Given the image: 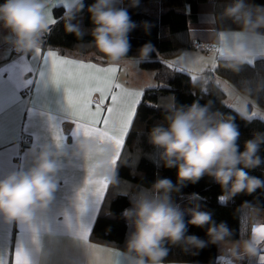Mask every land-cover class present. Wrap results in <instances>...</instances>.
Listing matches in <instances>:
<instances>
[{
	"label": "clouds",
	"instance_id": "1",
	"mask_svg": "<svg viewBox=\"0 0 264 264\" xmlns=\"http://www.w3.org/2000/svg\"><path fill=\"white\" fill-rule=\"evenodd\" d=\"M139 4L140 0H128L125 6L118 5L117 0H94L87 7L93 25L90 31L92 45L110 63H118L127 57L130 50L128 36L136 27L129 8ZM49 5L50 0H4L0 3V23L9 33L5 41L17 52L26 54L40 46L41 38L50 28ZM84 7L83 0H77L65 9L63 17L66 31L75 33L78 38L84 33L72 21ZM223 14L238 25L239 39L229 42L220 39L222 58L227 62L226 66L238 70L254 56L257 42L264 36L261 32L264 7H253L245 0H233ZM151 47L150 44L142 47L141 58L148 57ZM161 106L167 113L166 124L154 125L148 141L161 150L163 167L177 169V183L173 184L166 177L157 178L145 193L134 196L131 207L124 210L125 219L134 229L125 238L124 255L128 264H166L167 245H177L181 241L203 248L205 241L194 235L186 236L188 224L201 228L207 225L209 242L217 245L222 256L233 264L256 258L262 242L255 229L264 223V204L243 202L241 213L251 231L247 236L241 234L236 238L226 223H215L210 213L199 210L198 204L187 209L191 218L186 222L185 213L174 205L172 194H180L188 182L195 184L205 176L221 187L222 195L218 197L221 205H226L238 194L252 195L257 189H264V180L245 170L264 165V158L259 154L264 145V133H254L241 151L235 117H225L198 103L176 108L162 101ZM236 111L242 119L248 118L245 104H240ZM75 146L74 156L87 159L92 155L97 174L105 176L110 184L117 182L118 173L109 164L114 152L110 144L98 145L95 140L84 138L76 140ZM35 151L30 168L11 172L0 179V216L8 221L29 222L37 212L46 211L54 200L58 189V160L66 153L47 144ZM195 199L191 196L189 201ZM69 203L74 208L80 204V199L74 196Z\"/></svg>",
	"mask_w": 264,
	"mask_h": 264
},
{
	"label": "trees",
	"instance_id": "2",
	"mask_svg": "<svg viewBox=\"0 0 264 264\" xmlns=\"http://www.w3.org/2000/svg\"><path fill=\"white\" fill-rule=\"evenodd\" d=\"M3 2L4 0H0V3ZM93 2L94 0H83V12L72 21L78 24L84 33L81 38L66 31L63 18L65 8H54L53 16L58 22L41 38L39 48L58 50L63 55L89 58L101 64L107 63L108 60L92 45L93 37L90 31L93 25L87 7ZM245 2L253 7H264V0ZM127 3L128 0H123L122 6ZM232 3L233 0H140L138 7L129 8V14L136 27L129 33L130 50L125 58H138L142 70L155 73L157 85L152 90L147 88L144 91L137 116L115 169L118 173L117 182L110 184L92 228V242L124 251L126 234L134 230L123 215L124 210L131 207L132 198L145 193L157 178L166 177L171 179L173 184L177 183V169L163 167L160 161L161 150L148 141V134L154 125L166 124L167 113L161 106L162 101L164 104L171 103L176 108L198 103L201 106H209L210 111L220 112L225 117H235L240 132L238 143L241 151L245 141L251 139L254 133H264V120L259 117L242 119L235 109L232 108V111L225 107L226 94L214 79L216 77L227 80L241 94L264 109L263 57L246 62L238 70L226 66L227 62L218 58V67L204 71L197 80L190 79L189 73L182 75L176 69L166 66L171 59L196 48L198 33L238 30V25L223 14L224 9ZM261 32H264V29H261ZM145 44L152 46L151 51L148 57L141 58L140 52ZM259 154L264 158V145L261 146ZM245 170L250 175L264 180V165ZM172 195L174 205L184 211L186 222L191 218L187 209L198 204L199 210L210 213L215 223H226L229 229L234 231L236 238L242 234L240 229H244L245 218L240 207L243 202L264 204V189H257L252 195L241 193L226 205H221L218 197L222 195V189L208 176L195 184L188 182L182 187L180 194ZM191 196L196 199L190 202ZM192 235L205 241V246L196 248L186 241L177 245L168 244L166 263L218 264V246L209 242L207 225L201 228L188 224L186 236Z\"/></svg>",
	"mask_w": 264,
	"mask_h": 264
},
{
	"label": "crops",
	"instance_id": "3",
	"mask_svg": "<svg viewBox=\"0 0 264 264\" xmlns=\"http://www.w3.org/2000/svg\"><path fill=\"white\" fill-rule=\"evenodd\" d=\"M117 4L122 6V0H117ZM5 30L7 29L0 23V48L3 47L6 42L5 37L9 34L8 30ZM220 39L225 42L239 39V31L200 32L197 34L195 49L185 51L168 62H174V68H177L175 63L180 61L183 55L189 53L192 60L188 69L189 74L201 76L204 71L212 68L201 67L198 69L200 56L196 54V51L214 53V63L216 64V60L222 58L220 52L217 51L223 50L219 46ZM197 44L203 47H197ZM7 45L9 44L7 43ZM262 49H264V36H261L257 42L255 54L248 62H253L258 57L264 58L259 54ZM48 50L51 49L42 50L38 47L26 54L15 50L10 55H0V94H2V99H0V139L10 141L19 153L12 157L0 154V179L11 172L30 168L36 155L35 150L42 145L47 144L54 150H62L66 153L58 160V189L52 204L46 211L37 212L33 219L26 223L8 221L0 216V261L3 264H15L16 254L22 249L31 264H128L124 251L94 243L90 237L89 242L96 247L89 249L88 243L77 235L78 224L81 221L88 222L90 216V213L85 216L79 214L80 189L84 187L89 178V157L83 159L73 155L76 147L75 141L84 138L95 139L83 134H72L71 130H75L74 118L67 105L63 86H58L54 82L51 64L45 56ZM63 56L101 66H117L119 69L117 80L128 89L145 90L156 86L154 85L156 82L155 73H153L151 81L146 78L148 74L143 72L132 74L130 66L132 64L126 60L131 58H124L115 64L109 61L101 64L89 58L74 55ZM6 59L8 60L6 61ZM132 76L138 79L136 83H132L130 79ZM214 79L220 85V78L214 77ZM94 99L97 103H103L102 97L98 94ZM244 99L239 97L241 102L246 101L248 113L250 110V112L264 113V110H261L262 108L251 100ZM249 104L252 105L251 108L248 107ZM54 126L62 129L66 137L60 146L54 139ZM25 138H30L29 145L23 144ZM97 144H110L113 147L111 143L97 142ZM97 151L99 152L100 149L98 148ZM111 159L109 164L115 171L116 167L112 166ZM74 196L79 197L80 204L73 208L69 202ZM89 199L91 203L93 198ZM244 229L246 232L243 235L247 236L251 231V226L246 219ZM262 254H264V244L261 245L260 254L256 258L250 261L245 259L242 262H236V264H261L260 256ZM218 257H223L219 247ZM224 259L231 261L226 257ZM224 261L219 263H228V261ZM231 264H233L232 261Z\"/></svg>",
	"mask_w": 264,
	"mask_h": 264
},
{
	"label": "snow or ice",
	"instance_id": "4",
	"mask_svg": "<svg viewBox=\"0 0 264 264\" xmlns=\"http://www.w3.org/2000/svg\"><path fill=\"white\" fill-rule=\"evenodd\" d=\"M76 2L77 0H52L53 8L62 6L66 9L70 4ZM48 17L50 27L58 22L52 17V9H49ZM217 51L222 55V49ZM259 54L264 56V49ZM45 56L51 64L54 82L64 88L67 105L74 118L75 130H71L72 134L92 137L98 143H111L114 147L111 164L115 168L137 116V109L142 102L145 90L128 89L120 84L117 80L119 71L117 66H101L91 62L70 59L54 49L48 50ZM166 66L174 68V62H168ZM217 67L218 65L215 63L212 65L213 69ZM177 72L186 75L183 70H177ZM189 78L194 79L195 77ZM154 87L151 86L149 90ZM97 94L102 97L103 103L95 101L94 97ZM0 99H2V94H0ZM225 107L233 111L229 105L226 104ZM249 107L251 108L252 105ZM256 116H260L264 120V113L257 111H252L249 119L251 120ZM54 139L58 146L62 145L66 139L63 130L55 126ZM0 154L12 157L19 153L10 141L0 139ZM88 159L89 178L84 187L80 189L81 207L79 214L85 216L90 213V216L88 222L81 221L78 224L77 235L88 243L89 249H91L96 246L89 242V237L92 228L95 226L98 209L108 194L110 184L106 177L97 175L93 156L90 155ZM90 197L93 198L91 203ZM240 230L242 234L246 232L243 228ZM255 232L258 239L264 244V224H260ZM223 260L224 257L216 258V262ZM260 261L261 264H264V254L260 256ZM0 264L3 262L0 261ZM15 264H31L22 249L16 254ZM228 264H231V261Z\"/></svg>",
	"mask_w": 264,
	"mask_h": 264
},
{
	"label": "rangeland",
	"instance_id": "5",
	"mask_svg": "<svg viewBox=\"0 0 264 264\" xmlns=\"http://www.w3.org/2000/svg\"><path fill=\"white\" fill-rule=\"evenodd\" d=\"M59 7H62V6H59ZM49 9H52V17L54 18V16H53V10H54V8H53L52 0H50V5H49V8L47 9V13H48ZM5 31H7V30H5ZM7 43L9 45H7ZM14 51H15V47L11 43L4 42L3 47L0 48V55H10ZM196 52H197L196 54L198 56H200L199 61H198L199 64L197 65L198 66V69H200L201 67H205L206 69H209V67L212 68V65L214 64V61H215V54L214 53H208V52L205 53L202 50H197ZM5 53H8V54H5ZM188 54L189 53H186V55H183L182 59L180 61H178V62L175 63V65H176L177 68H173V69L183 70L185 73H189L188 69H189V67L191 65V61L192 60H191L190 55H188ZM126 60H128V62H131L130 64L133 65V66L130 65L131 68H132V70H131L132 71V74H137V72H143L144 74H148L147 75L148 77H146L147 79L149 78L150 81L153 80L152 77H153V73L154 72L153 71H145V70H142L139 67V59L138 58L134 57V58H131V59H126ZM191 77H195L194 80H197V79L200 78V76H196L194 74H191ZM197 77H199V78H197ZM130 79H131L132 83H136L138 81V79L136 77H134V76H132V78H130ZM154 85H157V82H155ZM220 86L223 89V91L225 92V94L227 95L226 96V99H225V103L227 105H229V107H231V108H233L235 110L239 107L240 104H245L247 106L246 101H244V103H243V102H241L239 100V97L240 96H241V98H245L246 100H249V101L251 100L248 97H246L245 95L241 94L231 83H229L225 79H220ZM251 102H253V101L251 100ZM261 110H264V109H261ZM250 111H249V115L251 113ZM258 117H260V116H258Z\"/></svg>",
	"mask_w": 264,
	"mask_h": 264
},
{
	"label": "built area",
	"instance_id": "6",
	"mask_svg": "<svg viewBox=\"0 0 264 264\" xmlns=\"http://www.w3.org/2000/svg\"><path fill=\"white\" fill-rule=\"evenodd\" d=\"M197 47H203V46H200V45L197 44ZM30 143H31L30 138H25V139L23 140V144H25V145H29Z\"/></svg>",
	"mask_w": 264,
	"mask_h": 264
},
{
	"label": "bare ground",
	"instance_id": "7",
	"mask_svg": "<svg viewBox=\"0 0 264 264\" xmlns=\"http://www.w3.org/2000/svg\"><path fill=\"white\" fill-rule=\"evenodd\" d=\"M225 261L224 262H226V261H228L229 262V260H227V259H224Z\"/></svg>",
	"mask_w": 264,
	"mask_h": 264
},
{
	"label": "water",
	"instance_id": "8",
	"mask_svg": "<svg viewBox=\"0 0 264 264\" xmlns=\"http://www.w3.org/2000/svg\"><path fill=\"white\" fill-rule=\"evenodd\" d=\"M262 245V244H261ZM226 264H228V263H226Z\"/></svg>",
	"mask_w": 264,
	"mask_h": 264
}]
</instances>
